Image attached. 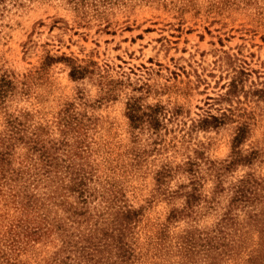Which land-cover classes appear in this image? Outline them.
<instances>
[{
	"label": "rangeland",
	"instance_id": "rangeland-1",
	"mask_svg": "<svg viewBox=\"0 0 264 264\" xmlns=\"http://www.w3.org/2000/svg\"><path fill=\"white\" fill-rule=\"evenodd\" d=\"M1 149L0 264H261L264 0H0Z\"/></svg>",
	"mask_w": 264,
	"mask_h": 264
},
{
	"label": "trees",
	"instance_id": "trees-1",
	"mask_svg": "<svg viewBox=\"0 0 264 264\" xmlns=\"http://www.w3.org/2000/svg\"><path fill=\"white\" fill-rule=\"evenodd\" d=\"M74 73H75V71L73 72V75H74ZM3 81H4L5 85L7 86L8 81L7 80H3ZM131 114H132V119H138L139 118L138 115L136 114V108L135 107H131ZM9 125H10L9 129L11 130L10 137H12V135L14 133H16L15 130H18V129L14 128L12 122ZM240 137H241V134H237V136L235 137V141H239ZM11 141H12L11 139L2 140L1 147L5 146V148L6 147L8 148L10 146V144H12ZM7 154H9L8 150H6V149L0 150V155H1L0 163L5 160V156ZM45 155L46 154L43 153L41 155V157H44ZM235 161H231L229 164H232ZM70 167H71V164L66 165L67 171L70 169ZM45 168L46 169L44 170L43 173L46 175L47 179H49L53 170H54V165L52 163L45 162ZM0 173L3 174L2 177H7V173L4 172L3 170L0 171ZM72 173H74L75 175L72 176L70 182L67 185V188L70 191L77 192L79 194V196L84 197V194L86 192V187L88 184V180H87L88 178L85 176L84 169H82L83 174H81V175H80V173H77V171L76 172L72 171ZM18 175H19V172L16 174V176L13 173H11L10 179H16L15 177H18ZM27 179H30V177H28ZM41 179L42 178H39L36 180H41ZM241 182L242 183H240V184H242V185H239L238 190H237V195H238L237 198H240V199H243V197L249 198V196H251V194L248 193V188L246 187V184H244V182H246V181H244V179H242ZM188 196H189V198L187 200V207L192 208L198 195H195V192L193 191V192L189 193ZM190 196L193 197V199H191ZM51 197L52 196H49V197L40 196V195L38 196V194L35 191H33L30 194L26 195V201L27 202L25 204V207H32L33 206L34 208H36V207H38L37 205L42 199H48ZM75 212H77V211H75ZM125 214H126L125 215V217H126L125 218V220H126L125 224H130L133 220V216H132L133 212L132 211H126ZM187 214H189V212H187ZM174 217H177V213L175 211L169 216V218H174ZM28 228H31V229L28 230ZM36 229H37V227L27 226V229L25 230L26 236L30 237V235H33V234H31L33 231H34L33 233H37V231H35ZM261 264H264V259L261 260Z\"/></svg>",
	"mask_w": 264,
	"mask_h": 264
}]
</instances>
